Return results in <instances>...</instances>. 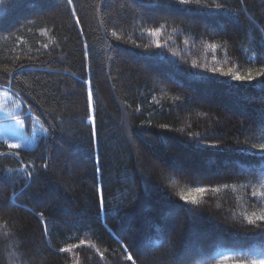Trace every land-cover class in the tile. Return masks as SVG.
Masks as SVG:
<instances>
[{"label": "trees", "instance_id": "1", "mask_svg": "<svg viewBox=\"0 0 264 264\" xmlns=\"http://www.w3.org/2000/svg\"><path fill=\"white\" fill-rule=\"evenodd\" d=\"M200 5L0 0V85L48 130L33 148L0 143V264L264 248V0Z\"/></svg>", "mask_w": 264, "mask_h": 264}, {"label": "rangeland", "instance_id": "2", "mask_svg": "<svg viewBox=\"0 0 264 264\" xmlns=\"http://www.w3.org/2000/svg\"><path fill=\"white\" fill-rule=\"evenodd\" d=\"M29 114V111L25 112L22 100L11 91L10 87L0 85V143H6L10 147L19 145L12 147L15 149L33 148L41 136L47 135L48 130L42 121ZM226 169H238L242 173L245 170L237 167L236 164L227 166ZM216 173L219 172L211 170L212 175H217Z\"/></svg>", "mask_w": 264, "mask_h": 264}, {"label": "snow or ice", "instance_id": "3", "mask_svg": "<svg viewBox=\"0 0 264 264\" xmlns=\"http://www.w3.org/2000/svg\"><path fill=\"white\" fill-rule=\"evenodd\" d=\"M73 0H67V4L68 5H72ZM177 3L180 5H196V6H201L200 5V0H177ZM222 6L221 5H216L215 10L219 11L221 10ZM184 11H189L190 9H183ZM74 14V13H73ZM79 19L77 18L76 23L79 24ZM113 35H115V33H113ZM224 75H231V73H224ZM257 76H264V70H262L261 72L257 73ZM232 78L237 80V81H251L254 79V77L252 76L251 73H249L246 76H241L239 74L236 75H232ZM88 103H89V108L91 109L92 106V92L91 90L88 91ZM91 119V117H90ZM12 147H19V145H12ZM253 147H259L260 149L264 150V143H261L259 145H253ZM29 175H31L29 173ZM207 190L203 187H197L195 189L196 193H199L201 195H203ZM264 196V192H253V196ZM180 199L184 200L187 203H191L193 205H196L198 203L197 197L196 195L192 194V193H188V194H184V193H179ZM104 206V200H103V196L101 195V199H100V207L101 209H103ZM255 215V214H253ZM246 219L248 220L249 223H255V220L252 217H246ZM256 219L260 220V221H264V213H261L259 216L256 217ZM46 231V229H45ZM84 241H81V244H83ZM75 247H78V245H76ZM61 252H69L71 251V248H61L60 249ZM241 251L243 252L244 255H249V253H251L253 255V258L249 261V260H244V259H240V258H232L227 254H221L220 255V264H264V248H253V249H248V250H244L241 249ZM101 256H103V253L100 254ZM255 257H259L258 259ZM127 259L131 260L132 257L129 255L127 257Z\"/></svg>", "mask_w": 264, "mask_h": 264}, {"label": "bare ground", "instance_id": "4", "mask_svg": "<svg viewBox=\"0 0 264 264\" xmlns=\"http://www.w3.org/2000/svg\"><path fill=\"white\" fill-rule=\"evenodd\" d=\"M201 90V89H200ZM46 143V142H45ZM253 200V199H252Z\"/></svg>", "mask_w": 264, "mask_h": 264}]
</instances>
